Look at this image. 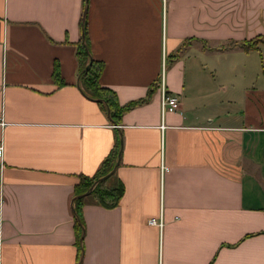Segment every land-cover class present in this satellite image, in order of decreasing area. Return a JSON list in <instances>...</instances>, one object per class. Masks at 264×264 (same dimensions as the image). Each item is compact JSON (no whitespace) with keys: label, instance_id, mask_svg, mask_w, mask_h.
I'll return each mask as SVG.
<instances>
[{"label":"crops","instance_id":"1","mask_svg":"<svg viewBox=\"0 0 264 264\" xmlns=\"http://www.w3.org/2000/svg\"><path fill=\"white\" fill-rule=\"evenodd\" d=\"M84 14L100 85L140 102L117 121L79 80ZM263 34L264 0H0V264H264V85L239 46ZM112 150L122 195H83L78 249L76 187Z\"/></svg>","mask_w":264,"mask_h":264},{"label":"trees","instance_id":"2","mask_svg":"<svg viewBox=\"0 0 264 264\" xmlns=\"http://www.w3.org/2000/svg\"><path fill=\"white\" fill-rule=\"evenodd\" d=\"M81 28L83 38L76 45V59L78 62V73L80 83L88 97L97 101L104 110L109 111L110 117L117 121L123 111L131 108L132 106L140 102L131 101L124 106H120L118 105V102L116 100L115 93L111 89L100 85L99 77L102 71V63L98 60L93 59L90 56L88 38L86 33L85 14L84 17L81 19ZM261 45H264V34L257 35L254 38L242 41L239 44L241 49H243L244 51H249L251 49L259 50ZM56 73L57 71L54 69V79L57 78ZM118 153L119 150H112L108 154V156L103 160L101 166L102 168L99 170L98 174L90 178H84L81 183L76 187L75 194L78 196L86 192L89 188H91L90 192L87 195L91 196L96 204L107 209L115 207L118 204V201L122 195V186L118 185L115 187H108L105 186L104 179H98L113 169ZM77 196H75L73 200V209L74 231L76 236V244L79 249L81 247V241H79L80 236L82 235L84 230L81 214L83 196Z\"/></svg>","mask_w":264,"mask_h":264},{"label":"built area","instance_id":"3","mask_svg":"<svg viewBox=\"0 0 264 264\" xmlns=\"http://www.w3.org/2000/svg\"><path fill=\"white\" fill-rule=\"evenodd\" d=\"M159 87H160V112H161V115L163 116L167 112L177 111L179 108L178 99L175 95L167 92L162 76L160 77V80H159ZM0 124H3L1 112H0ZM2 152H3V147H2V144L0 143V156L2 155ZM148 223L149 224H155V225H158L160 227V226H162V219L161 218H157V219L151 218L148 220Z\"/></svg>","mask_w":264,"mask_h":264},{"label":"rangeland","instance_id":"4","mask_svg":"<svg viewBox=\"0 0 264 264\" xmlns=\"http://www.w3.org/2000/svg\"><path fill=\"white\" fill-rule=\"evenodd\" d=\"M261 48V47H260ZM251 55L246 56L248 66V80L252 85H264V49L257 50L249 53Z\"/></svg>","mask_w":264,"mask_h":264},{"label":"water","instance_id":"5","mask_svg":"<svg viewBox=\"0 0 264 264\" xmlns=\"http://www.w3.org/2000/svg\"><path fill=\"white\" fill-rule=\"evenodd\" d=\"M85 1H87V0H85ZM119 152H120V151H119ZM117 157H119V153H118V156H117ZM115 167H116V162H115V164H114L113 169H112L110 172H108L107 174H105L104 176L100 177L98 180L105 179L108 175H110V174L114 171V168H115ZM98 180H97V181H98ZM90 190H91V188H89L86 192H84V193L78 195L77 197H79V196H83V195L89 193ZM81 239H82V235L80 236V241H81Z\"/></svg>","mask_w":264,"mask_h":264}]
</instances>
